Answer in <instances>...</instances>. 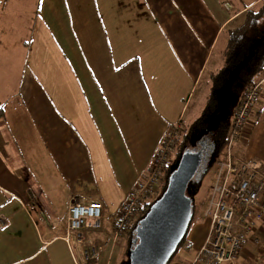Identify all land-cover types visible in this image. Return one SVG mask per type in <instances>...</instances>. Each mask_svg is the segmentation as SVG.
Segmentation results:
<instances>
[{"label":"crops","instance_id":"crops-1","mask_svg":"<svg viewBox=\"0 0 264 264\" xmlns=\"http://www.w3.org/2000/svg\"><path fill=\"white\" fill-rule=\"evenodd\" d=\"M260 2L39 0L9 43L1 15L0 264H126L129 234L112 238L121 201L166 130L194 120L187 109L199 86L206 99L227 32ZM256 81L230 152L259 161L264 175V74ZM72 199L101 204L98 228L66 233ZM260 200L264 206V193ZM190 224L168 264H192L209 219ZM251 236L235 263L260 254L264 213Z\"/></svg>","mask_w":264,"mask_h":264},{"label":"built area","instance_id":"built-area-1","mask_svg":"<svg viewBox=\"0 0 264 264\" xmlns=\"http://www.w3.org/2000/svg\"><path fill=\"white\" fill-rule=\"evenodd\" d=\"M260 83L255 81L237 102L225 154L215 164L214 180L202 212L209 219L208 232L192 264H235L246 241L255 231V222L264 213L260 200L264 193V175L259 161L238 160L230 152L231 143L247 124ZM176 129L178 124L166 130L146 173L132 184L121 201L113 220V242L127 233L138 207L147 197L154 198L159 190L161 173L170 160ZM101 210L100 203H82L72 199L67 211L66 233L71 235L84 228H98ZM94 252V249L90 250L92 256Z\"/></svg>","mask_w":264,"mask_h":264},{"label":"trees","instance_id":"trees-1","mask_svg":"<svg viewBox=\"0 0 264 264\" xmlns=\"http://www.w3.org/2000/svg\"><path fill=\"white\" fill-rule=\"evenodd\" d=\"M6 1L0 0V7ZM263 74L264 0H261L255 9L247 10L243 14L242 21L238 27L227 32L226 43L222 51L221 66L208 78L209 89L205 104L199 115L187 126L177 123L178 129L175 130L174 141L170 151L171 160L167 161L161 173L159 192L163 190L166 178L176 165L180 155L187 149L190 150L191 147L206 144L209 140L212 146L211 156L213 159H216L221 154L230 135L237 102L256 79ZM1 114L2 110L0 109V116ZM206 138L208 140L204 141ZM197 187L198 183L189 184L187 194L191 199L196 193ZM159 192L156 194L161 193ZM156 194L153 200H148L147 197V200L138 207L136 211L138 220L146 213L149 207L148 202L152 203L159 196ZM132 229L129 226L127 230L129 236ZM183 241L184 237L168 263L174 257Z\"/></svg>","mask_w":264,"mask_h":264},{"label":"water","instance_id":"water-1","mask_svg":"<svg viewBox=\"0 0 264 264\" xmlns=\"http://www.w3.org/2000/svg\"><path fill=\"white\" fill-rule=\"evenodd\" d=\"M211 155L209 140L180 155L166 178L163 190L131 231L127 264L168 263L192 218L193 204L187 194L188 186L199 183Z\"/></svg>","mask_w":264,"mask_h":264},{"label":"rangeland","instance_id":"rangeland-1","mask_svg":"<svg viewBox=\"0 0 264 264\" xmlns=\"http://www.w3.org/2000/svg\"><path fill=\"white\" fill-rule=\"evenodd\" d=\"M38 3L39 0H9L5 6H1L0 7V17H2V14H6L8 15V21L4 22V26H5V31H9L8 34V42L9 40H11L12 37V31L15 29L18 33V31H21V28H23V25L25 23L29 24V15L31 16H35L36 10L38 8ZM21 8H23V10L21 11ZM16 13H21V15H23L21 18L22 20H18ZM17 17V18H16ZM33 18V17H32ZM35 29L39 30L40 26L37 24ZM36 30V31H37ZM7 40V38H6ZM199 90H200V86L198 87V89L196 90V94L195 96H193V98L190 101V108L187 109V113L185 115V118L188 117L191 119H195L199 113L201 108L204 106L205 104V99L202 97H198L199 96ZM205 95V93H204ZM218 159V158H217ZM171 160V158H170ZM215 161L212 157V159L210 160V162L208 163L207 169L205 171V174L201 177L199 183H198V187H197V191L196 193L193 195L192 198V203H193V214H192V221L190 226H192L194 224V222L196 220H200L202 217V212L203 209L206 205V202L208 200V195L210 194V186L212 183V179L214 176V164ZM156 192V191H155ZM159 190L156 192L158 193ZM161 192V190H160ZM159 192V193H160ZM159 195V194H156ZM156 196H154L155 198ZM148 200H153V197H148ZM147 200V199H146ZM151 203L148 202V205H150ZM138 218H137V214L135 219L132 221V223L130 224V227L133 228L135 223L137 222ZM256 240V239H254ZM127 241H124L122 246H121V256L124 257L126 259V252L128 249V245L126 243ZM182 245L177 249V255L181 253L182 251ZM199 250V249H198ZM243 250V249H242ZM241 250V251H242ZM176 257V256H174ZM126 264H127V259H126ZM237 264V263H235ZM239 264V263H238ZM249 264H264V246L262 247V250L260 252V254L255 258L252 259Z\"/></svg>","mask_w":264,"mask_h":264}]
</instances>
